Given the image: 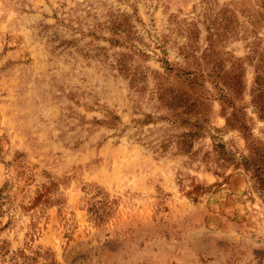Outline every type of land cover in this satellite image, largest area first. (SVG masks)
Segmentation results:
<instances>
[{
    "label": "rangeland",
    "instance_id": "1",
    "mask_svg": "<svg viewBox=\"0 0 264 264\" xmlns=\"http://www.w3.org/2000/svg\"><path fill=\"white\" fill-rule=\"evenodd\" d=\"M0 264H264V0H0Z\"/></svg>",
    "mask_w": 264,
    "mask_h": 264
}]
</instances>
